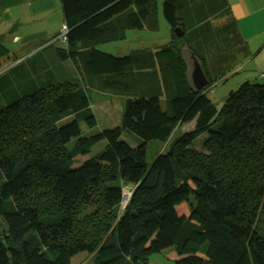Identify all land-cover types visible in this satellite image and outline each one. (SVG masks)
<instances>
[{"label":"trees","instance_id":"trees-1","mask_svg":"<svg viewBox=\"0 0 264 264\" xmlns=\"http://www.w3.org/2000/svg\"><path fill=\"white\" fill-rule=\"evenodd\" d=\"M58 5L67 28L53 38L59 45L23 60L14 51V65L0 70V264H79L81 255L149 264L169 249L174 264H251L250 254L264 264V85H240L218 110L189 87L180 50L188 45L211 84L209 59L225 71L250 58L228 0ZM159 12L170 37L158 48L101 50L130 31L158 32ZM7 56L0 43V62ZM94 89L124 94L119 133L137 135L140 148L106 131L109 144L75 167L106 139L81 128L97 126ZM150 141L167 148L149 163Z\"/></svg>","mask_w":264,"mask_h":264},{"label":"rangeland","instance_id":"rangeland-1","mask_svg":"<svg viewBox=\"0 0 264 264\" xmlns=\"http://www.w3.org/2000/svg\"><path fill=\"white\" fill-rule=\"evenodd\" d=\"M164 0H157L159 8L163 4ZM230 7L232 6L233 11L238 10L239 4L237 0H228ZM36 10V9H35ZM13 21L8 22L5 25H0V40L3 39L1 44H3L4 50H14L19 48L27 37H35L42 31H46L51 35H54L61 29L62 25V12L57 6L55 9H50L43 13L32 14V9L28 4L18 5L9 9ZM239 13L236 16L242 17L241 9L239 8ZM221 20L214 21L210 26H217L221 24ZM159 30L156 33L149 32H135L130 31L127 38L123 42H113L110 44L103 45L101 50L113 54L115 56H124L133 54V52L143 51L149 48H158L157 45L164 44L170 37V28L163 16L159 12ZM14 28L13 37L8 35L9 29ZM4 36H8L5 41ZM5 42V43H3ZM260 42V41H259ZM264 42L262 39L261 43ZM59 45L58 42H54ZM250 47V46H249ZM250 58L236 64L232 68H226L223 71L222 68H218V58L214 57L209 59L210 66V78L214 79V82L210 87L204 90V93L211 98L216 104L218 110H221L222 106L225 104L227 97L231 95L237 88L249 82L251 84L264 85V47L259 48L251 43ZM7 55V54H6ZM5 55V56H6ZM8 58V57H6ZM14 57L10 59H1L0 70L9 69L14 65ZM89 94L92 98V109L97 117V126L93 129L86 127L81 123V128L84 133H89L93 131L106 133V139L102 142L97 143L87 155H80L77 158L75 167H79L92 155L96 154L99 150L103 149L106 144H109L111 139L108 137L106 131H118L120 139L128 143L131 147L140 148V138L134 133L128 130H122L119 133L120 128V117L122 113V102L124 101V94L117 90H112L109 92H102L101 90H91ZM73 119V116L64 119L62 124L69 122ZM193 129L192 124L184 125L183 127H178L174 130L173 140L180 137L184 132H190ZM121 134V135H120ZM116 134L111 133L112 137ZM206 137V134L201 135L195 142L194 147L198 150L200 148V142ZM146 144V143H145ZM146 156L147 161L150 163L157 156L158 152H164L167 145L158 141H150L147 144ZM145 149V146H144ZM145 154V152H144ZM129 193L132 191V187H127ZM125 200V197H124ZM180 213L186 212L187 207L182 206L178 208ZM176 253L169 249L161 254H155L151 257L149 264H174L177 259ZM79 264H91L92 257L81 255L75 260ZM251 264H257L253 256L250 254Z\"/></svg>","mask_w":264,"mask_h":264},{"label":"crops","instance_id":"crops-1","mask_svg":"<svg viewBox=\"0 0 264 264\" xmlns=\"http://www.w3.org/2000/svg\"><path fill=\"white\" fill-rule=\"evenodd\" d=\"M240 7L238 10L233 11L231 6L233 17L237 21L238 31L242 38L246 41L248 48H251V43L256 45L259 48L264 47V42L261 43L262 39H264V0H237ZM2 7L0 8V25H5L8 22H12L13 18L9 11V9L16 7L18 5H26L28 4L29 7L32 9V14L36 13H43L50 9H55L58 5V0H6L5 3H2ZM60 8V7H59ZM239 8L242 12V17L236 16L239 12ZM36 9V10H35ZM236 13V14H235ZM62 29V26H61ZM61 29L56 32L54 35L46 31H42L35 37H27L22 42L19 48L14 50H7L8 51V58L11 56L14 57L13 52L19 51V57H30L34 54L42 51L46 47L49 48L48 50L53 49L51 44H55L53 38L55 35L61 31ZM14 28L12 26L11 30L9 29L8 35L13 37ZM8 36H4L5 41L7 40ZM1 40H3L1 38ZM260 41V42H259ZM2 41H0L1 43ZM5 43V42H3ZM250 46V47H249ZM250 50V49H249ZM188 214L186 212H183ZM178 258V257H177Z\"/></svg>","mask_w":264,"mask_h":264},{"label":"water","instance_id":"water-1","mask_svg":"<svg viewBox=\"0 0 264 264\" xmlns=\"http://www.w3.org/2000/svg\"><path fill=\"white\" fill-rule=\"evenodd\" d=\"M178 37H183L181 29L176 30ZM2 41V40H0ZM183 62L187 68L186 78L189 87L195 92H201L210 86L203 62L195 55L186 43L180 46ZM232 94V93H231Z\"/></svg>","mask_w":264,"mask_h":264},{"label":"built area","instance_id":"built-area-1","mask_svg":"<svg viewBox=\"0 0 264 264\" xmlns=\"http://www.w3.org/2000/svg\"><path fill=\"white\" fill-rule=\"evenodd\" d=\"M66 32H67V28L65 26H63L62 29H61V33L63 35H65ZM130 196H131V193H129V191L127 190V187H125L123 189V203H122V207H121L122 208L121 209L122 211L126 208L128 202L130 200ZM124 197H125V200H124Z\"/></svg>","mask_w":264,"mask_h":264}]
</instances>
